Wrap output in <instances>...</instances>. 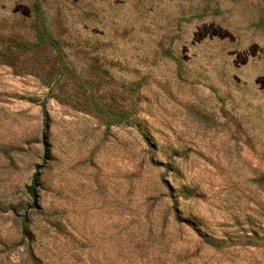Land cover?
<instances>
[{
  "label": "rangeland",
  "instance_id": "obj_1",
  "mask_svg": "<svg viewBox=\"0 0 264 264\" xmlns=\"http://www.w3.org/2000/svg\"><path fill=\"white\" fill-rule=\"evenodd\" d=\"M259 175L264 0H0V264H264Z\"/></svg>",
  "mask_w": 264,
  "mask_h": 264
},
{
  "label": "trees",
  "instance_id": "obj_2",
  "mask_svg": "<svg viewBox=\"0 0 264 264\" xmlns=\"http://www.w3.org/2000/svg\"><path fill=\"white\" fill-rule=\"evenodd\" d=\"M89 110L97 114L101 118V122L108 127L113 123H124L129 125L131 122V114L126 111H110L105 109L102 106H97L96 103L92 102L91 100L88 102ZM254 183L264 191V175H259L254 179ZM36 186V177L33 176L31 179V184L27 188L28 193L33 196L34 188ZM175 220H178L175 216Z\"/></svg>",
  "mask_w": 264,
  "mask_h": 264
}]
</instances>
